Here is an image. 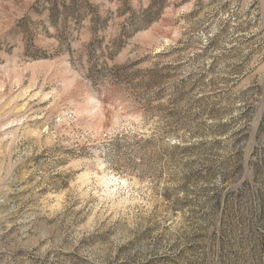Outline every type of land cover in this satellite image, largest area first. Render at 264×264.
Instances as JSON below:
<instances>
[{"label": "rangeland", "instance_id": "rangeland-1", "mask_svg": "<svg viewBox=\"0 0 264 264\" xmlns=\"http://www.w3.org/2000/svg\"><path fill=\"white\" fill-rule=\"evenodd\" d=\"M0 264H264V0H0Z\"/></svg>", "mask_w": 264, "mask_h": 264}, {"label": "bare ground", "instance_id": "bare-ground-1", "mask_svg": "<svg viewBox=\"0 0 264 264\" xmlns=\"http://www.w3.org/2000/svg\"><path fill=\"white\" fill-rule=\"evenodd\" d=\"M99 179H100V181H101L102 183H104V184H106V185H107V182L110 181L109 179H107V178L105 177V174L101 175ZM121 182H123V184H124V183H125V180H124V179H121Z\"/></svg>", "mask_w": 264, "mask_h": 264}]
</instances>
